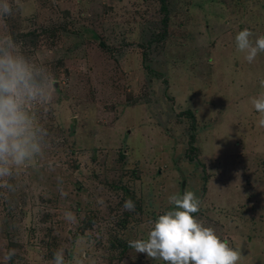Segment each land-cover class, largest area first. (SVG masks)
<instances>
[{"label": "rangeland", "instance_id": "1", "mask_svg": "<svg viewBox=\"0 0 264 264\" xmlns=\"http://www.w3.org/2000/svg\"><path fill=\"white\" fill-rule=\"evenodd\" d=\"M10 2L0 34L53 90L37 109L47 146L0 179V264H50L57 249L66 264H164L128 242L185 189L241 264H264V126L249 102L264 53L248 63L235 44L264 35V0Z\"/></svg>", "mask_w": 264, "mask_h": 264}, {"label": "clouds", "instance_id": "2", "mask_svg": "<svg viewBox=\"0 0 264 264\" xmlns=\"http://www.w3.org/2000/svg\"><path fill=\"white\" fill-rule=\"evenodd\" d=\"M12 13L10 0H0V20ZM253 37L248 28L235 36L236 50L248 63L264 53V35ZM259 83L264 89V79ZM52 90L49 70L25 55L11 34H0V179L12 178L15 169L32 164L47 146L48 132L38 123L37 109L48 107ZM249 102L258 124L264 126V91ZM4 186L13 187L7 181ZM168 203L174 209L150 221L146 238L130 240L128 247L164 264H241V250L230 247L193 215L201 206L194 192L185 189L182 195H170ZM125 207L132 210L134 204L129 199ZM50 264H66L63 249L54 251Z\"/></svg>", "mask_w": 264, "mask_h": 264}]
</instances>
